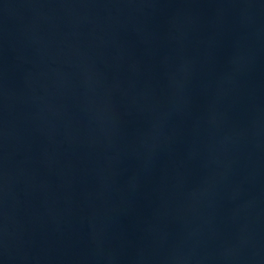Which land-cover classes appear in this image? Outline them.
Returning a JSON list of instances; mask_svg holds the SVG:
<instances>
[{"label": "water", "instance_id": "obj_1", "mask_svg": "<svg viewBox=\"0 0 264 264\" xmlns=\"http://www.w3.org/2000/svg\"><path fill=\"white\" fill-rule=\"evenodd\" d=\"M0 264H264V0H0Z\"/></svg>", "mask_w": 264, "mask_h": 264}]
</instances>
